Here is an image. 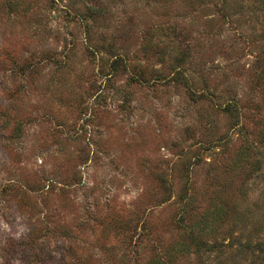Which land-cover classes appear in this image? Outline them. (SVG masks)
<instances>
[{"label":"rangeland","instance_id":"374dc122","mask_svg":"<svg viewBox=\"0 0 264 264\" xmlns=\"http://www.w3.org/2000/svg\"><path fill=\"white\" fill-rule=\"evenodd\" d=\"M263 129L264 0H0V264H207Z\"/></svg>","mask_w":264,"mask_h":264},{"label":"trees","instance_id":"16d2710c","mask_svg":"<svg viewBox=\"0 0 264 264\" xmlns=\"http://www.w3.org/2000/svg\"><path fill=\"white\" fill-rule=\"evenodd\" d=\"M231 110L233 111V108L228 104L226 111L232 112ZM237 132L239 133V130ZM259 134L256 143L253 142L256 147L252 142L245 140V134L239 133L245 148L243 153L238 154L239 158L234 163V167L250 165L249 159L256 154L252 167L259 173L257 178L263 177L264 171V129ZM260 197V204L256 205V216L246 207L240 210L234 205L230 207L231 223L223 234H227V238H220L223 232L221 228L227 217V214L222 213L223 203L220 204L214 208L210 218L205 215L187 227L181 248L174 249L172 255L186 252L192 247L196 254L204 256L207 264H264V191ZM191 207L190 200L182 203V220L188 215ZM234 227L239 229L235 235L231 231ZM206 238H209V241Z\"/></svg>","mask_w":264,"mask_h":264}]
</instances>
